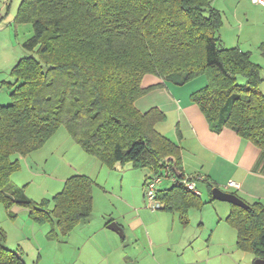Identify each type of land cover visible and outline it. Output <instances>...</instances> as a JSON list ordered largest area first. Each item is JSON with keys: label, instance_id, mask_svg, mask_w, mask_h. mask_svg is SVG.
Segmentation results:
<instances>
[{"label": "trees", "instance_id": "trees-1", "mask_svg": "<svg viewBox=\"0 0 264 264\" xmlns=\"http://www.w3.org/2000/svg\"><path fill=\"white\" fill-rule=\"evenodd\" d=\"M17 18L32 22L33 34L13 70L12 101L0 104V203L28 208L34 222L51 225L50 237L91 217L95 181L71 175L52 199L36 202L13 181L20 165L13 157L36 151L61 127L105 166L147 167L153 174L146 179L168 170L176 181L157 189L159 209L179 210L186 220L190 206L204 203L182 181V146L156 128L165 112L136 106L163 84L143 85L147 75L175 84L205 75L190 97L210 129L230 128L264 153L262 66L224 44L223 14L210 0H22ZM247 203L232 204L227 221L238 247L264 259V203ZM6 240L0 228V264H26Z\"/></svg>", "mask_w": 264, "mask_h": 264}, {"label": "rangeland", "instance_id": "rangeland-1", "mask_svg": "<svg viewBox=\"0 0 264 264\" xmlns=\"http://www.w3.org/2000/svg\"><path fill=\"white\" fill-rule=\"evenodd\" d=\"M21 2L22 0H0V104L4 105L12 101L11 92L17 84V76L13 70L19 59L29 54L24 48V43L33 34L32 22L20 21L17 18ZM226 14H229V19L226 21L228 22L227 28L224 29L225 37L228 42H236L237 38L233 39V35L236 36V30L232 28L234 23H229L232 22L230 12L226 11ZM223 19L225 21L224 17ZM239 44H243L245 49L252 50V58L262 63L260 65L264 73V54L261 49H256L253 42L244 40V38L243 40L239 38ZM155 79L156 76L147 75L143 85L146 86L147 82ZM238 81L244 83L245 78L239 76ZM206 82V76L201 75L185 84L175 85L172 81H168V84L180 98L185 99L192 90L203 87ZM169 117L168 122L160 123L156 128L175 138L173 132L176 119L172 113H169ZM50 138L52 140H49ZM50 138L31 155L16 154L13 157L20 158V165L12 176H20L22 182H29L27 192L31 199L40 202L43 199H52L57 192H60L64 186L59 181L53 180V177L67 176L71 173H87L95 180L99 191L93 223L100 221L102 214H107V217H113L123 224L127 230L126 242L129 243L126 252L131 256L146 247L139 263H133L132 257V263L125 260V264H151V262L155 264L146 253V251L149 253L144 240L146 231L150 232L154 240L158 239L159 249L157 248L154 252L161 264H205L206 259L204 258L208 250L214 252L212 261L218 258V255H215L216 249L213 246L210 248V242L206 239L212 232L211 230L214 231L213 219L216 217V212L220 213V207L223 206L230 208L229 202L215 201L217 206L207 208L210 210H206L204 227L199 226L198 218L195 217L187 227H184L178 221L176 214L165 213L159 208L155 209L145 196L142 201L139 197L140 201H136L135 190L141 189L145 192L143 181L146 174L150 172L152 174L151 169L134 167L130 162L118 163L114 168L103 166L96 157L89 156L77 144L66 127H61ZM87 159H93L92 161H96L97 164L93 162L92 165ZM220 188L225 190L223 186ZM204 197H206V192ZM130 200L131 204H129ZM15 207L18 205L7 208L0 203V228L7 234L6 247L12 250L21 247L26 264H117L114 262V255L105 258L104 248L95 243V241L98 242L96 238H92L95 241L88 239L93 234L89 233V229H84L86 230L84 233L77 230L79 227L76 228L74 231L77 232L70 234L67 241L51 239L47 235L48 224L41 225L34 222L26 208V210L16 211ZM133 220L142 222L146 227L137 229L135 224L130 222ZM226 227L232 233L235 231L231 226ZM111 233L121 241L119 233L116 231ZM190 237L192 238L191 243L187 242L190 241ZM182 239L187 241L182 242L180 247H175ZM92 247L96 250V256L93 259L88 255ZM151 254L153 255L152 252Z\"/></svg>", "mask_w": 264, "mask_h": 264}, {"label": "crops", "instance_id": "crops-1", "mask_svg": "<svg viewBox=\"0 0 264 264\" xmlns=\"http://www.w3.org/2000/svg\"><path fill=\"white\" fill-rule=\"evenodd\" d=\"M210 1L215 8L221 11L223 17L225 18L223 26L220 30V37L224 44L229 47L238 46L245 51L251 52L253 57V52L250 48L245 49L242 46L243 44H239V38L242 40L243 38L244 40H250V42L254 43L253 45L256 49L260 48V45L264 43V5L252 3L251 0ZM226 11L230 12V19H232V22L229 23H234L232 28L236 30V36L233 35V39L237 38L236 42H228L224 34V29L225 27L227 28L226 25L228 24L226 21L229 19V14H226ZM257 63L262 64L261 62ZM262 75L264 77L263 72ZM159 82H163V84L140 97L136 101V106L143 112L153 107L161 109L167 115L166 122H168L170 118L169 113L174 115L176 119L173 132L175 138L161 131L160 132L172 140L178 142L182 146L184 172L187 176L199 175L201 177L199 180H197V187L200 192L199 195L201 196V201L204 202L203 204L190 206L186 211V220L181 218V213L179 210L162 209V211L165 213L176 214L178 221L184 227H187L194 217L198 218L197 221H199V226L204 227L206 225V210H210L207 208H214V206H217L215 205V201H221L211 198L213 194L212 190L210 191V187L213 189L215 186H223L226 191L235 192L239 197L249 203L256 201L264 203V153L254 143L242 138L230 128H224L220 132L212 131L199 106L191 101V93L197 89L192 90L188 94V98L183 99L180 98L174 90H172L168 82H164V80L159 77H156L154 81L150 80L147 82L148 84L146 86ZM261 88L264 91V82L262 83ZM166 122H161V124ZM49 140L52 139L50 138ZM87 160L92 165L93 162L97 164L96 161H92L93 159ZM74 174H85L90 176L87 173L80 172L71 173L69 175L66 174L67 176H56L53 177L54 179H52L59 181L64 186L67 178ZM148 175H151V172L145 175V179ZM90 177L92 178V176ZM12 179L20 186L25 185L27 192L29 182H22V180H20V176L15 177L13 175ZM145 179L143 181V185L145 184ZM230 180L237 182L240 186L226 187ZM172 184H174V181L168 178L160 183L158 188L164 189L172 186ZM205 192L206 197H204ZM98 193L99 191L97 189V183L95 182L93 190V211L89 219L79 223L68 235L60 236L58 238L50 237V231L52 227L50 224H48V237L51 239H62L67 241L70 234L77 232L74 231L76 228L79 227L77 230L84 233L86 232L84 229L87 228L89 229V233H93L88 239L96 238L95 240L98 242H96L94 239L92 240L104 248V255L106 259L114 255V262L117 264L120 262L121 264H125V260H127L128 263L130 261L132 263V257L134 259L133 263L138 262L142 257L143 252H145L146 247H144L140 252H136V254L133 256L126 252V247L129 245V243L127 244L126 242V238H128V236L126 227L123 224L115 220L113 217H107V214H102V219L97 221V223H93L94 215L96 214L95 210L98 202ZM28 194L29 192H27V195ZM144 196V191L142 192L141 189L135 190L136 201H140V199L142 201ZM138 197L140 199H138ZM129 204H131V200ZM230 205V208L223 206L220 207V213L218 212L217 214L216 212V217L213 219L215 227L214 231L211 230L212 232H210L209 237L206 239L208 242H210V248L213 246L216 249L215 255H218V258L220 259L216 258V260L212 261L214 252L212 250H208V253H206V258H204L206 259L205 264H244V261H246V264H254V260L256 259L255 254L249 250H243L238 247L237 230L227 221V217L232 209V204L230 203ZM15 209L16 211H20L25 209V207L18 206L15 207ZM26 209L28 210L29 214V209ZM153 213L157 214V212ZM112 222H116L121 227L123 233V236L119 234L121 236V241L118 240L116 235L111 233L112 231L115 232V230L108 227V225ZM130 222L134 223L137 229L146 227L142 224V222L137 220ZM227 225L233 227L236 232L234 231L232 233V231L226 227ZM135 239L139 240L138 238ZM144 240L145 245H147L149 250V253L148 251H146V253L155 264H161V262L156 259L154 252L159 247L158 239L154 240V237H152L150 232L146 231ZM184 241L187 240H180L175 247H180V244ZM187 242L191 243L192 238ZM20 249L22 250L21 247ZM95 252L96 250L94 247H92V249L88 251L89 257L93 259L96 256ZM21 255L23 257V251Z\"/></svg>", "mask_w": 264, "mask_h": 264}, {"label": "built area", "instance_id": "built-area-1", "mask_svg": "<svg viewBox=\"0 0 264 264\" xmlns=\"http://www.w3.org/2000/svg\"><path fill=\"white\" fill-rule=\"evenodd\" d=\"M252 3L255 4H261L264 5V0H251ZM172 179L173 181H176L175 177L170 176V173L168 170L165 169L164 172L159 174H154L151 177H148L145 182V197L147 200L151 203V205L158 209L161 206L160 201L157 199V189L160 183H162L165 179ZM201 177L199 175L196 176H187L182 181L183 183L191 190H193L195 193L199 194V189L197 187V180H199ZM240 185L230 180L226 187H239Z\"/></svg>", "mask_w": 264, "mask_h": 264}, {"label": "water", "instance_id": "water-1", "mask_svg": "<svg viewBox=\"0 0 264 264\" xmlns=\"http://www.w3.org/2000/svg\"><path fill=\"white\" fill-rule=\"evenodd\" d=\"M212 194H213V197L217 200L226 201L233 205L241 206L244 208H249V204L244 199H242L241 197H239L237 194L233 192L223 190L219 186L213 187ZM108 227L110 229L117 231L121 236H123L121 227L116 222L110 223ZM254 264H264V259L256 258L254 260Z\"/></svg>", "mask_w": 264, "mask_h": 264}]
</instances>
